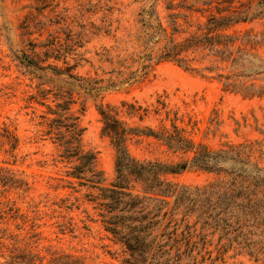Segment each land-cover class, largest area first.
<instances>
[{
    "label": "rangeland",
    "instance_id": "rangeland-1",
    "mask_svg": "<svg viewBox=\"0 0 264 264\" xmlns=\"http://www.w3.org/2000/svg\"><path fill=\"white\" fill-rule=\"evenodd\" d=\"M257 1L0 0V264L17 257L36 264H121V246L105 231L93 200L98 190L68 174L70 164L47 133L48 120L56 117L51 112L64 97H73L81 146L96 153L106 185L115 177L116 151L103 134L101 107L140 130L128 140L137 159L191 157L193 152L174 151L149 134L177 128L211 150L248 145L264 166V72L236 77L260 95L226 90L220 74L232 71L218 56L190 53L191 69L169 60L146 67L139 38L141 15H158L169 31L176 20L175 37L182 41L212 15H230ZM227 32L257 36L244 46L264 59V17ZM131 75V82L99 88ZM8 131L14 148L3 136ZM218 177L199 170L168 176L188 186ZM231 254L217 264H260Z\"/></svg>",
    "mask_w": 264,
    "mask_h": 264
},
{
    "label": "trees",
    "instance_id": "trees-1",
    "mask_svg": "<svg viewBox=\"0 0 264 264\" xmlns=\"http://www.w3.org/2000/svg\"><path fill=\"white\" fill-rule=\"evenodd\" d=\"M259 17H264V0L230 15H212L199 27L200 32L178 41L176 20H171L169 31L158 15H141L143 62L148 67L153 62L169 60L191 69L189 54L207 51L229 63L232 74H220L226 90L260 95L263 91L253 84L246 86L236 81L237 76L264 72V59L244 46L253 43L257 36L227 32L233 25ZM158 45L160 50L153 55ZM132 78L134 75L118 81L109 79L107 85L99 88L115 87ZM73 102L70 95L56 105L51 112L56 117L48 120L47 133L70 164L72 170L68 174L79 179L81 185L98 190L93 200L99 206L105 231L121 246V264H217L230 252L231 256L244 254L264 264V166L253 158L251 147L230 145L211 150L195 145L175 128L165 135L149 134L174 151L193 152L191 157L172 162L140 160L128 149L130 136L140 130L127 126L112 108L101 107L103 134L110 138L116 151L115 177L106 185L96 153L81 146L83 128L71 113ZM3 136L14 143V148L13 134L8 131ZM189 170L219 177L203 186L179 184L168 178ZM6 264H36V260L17 257Z\"/></svg>",
    "mask_w": 264,
    "mask_h": 264
}]
</instances>
